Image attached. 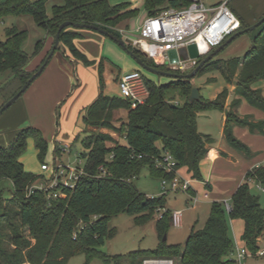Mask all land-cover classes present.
<instances>
[{"label":"trees","instance_id":"1","mask_svg":"<svg viewBox=\"0 0 264 264\" xmlns=\"http://www.w3.org/2000/svg\"><path fill=\"white\" fill-rule=\"evenodd\" d=\"M47 1H0V20L8 16H29L54 41L60 26L66 22L97 26L121 39L117 29H129L127 22L141 12L139 8H133V2L62 0L63 4L54 6L49 17ZM191 1L143 0L142 8L147 17H155L168 8L185 9ZM247 28L249 26L241 22L239 31ZM79 30L66 28L61 33L57 52L67 49L76 63L90 67L95 62H90L74 45L81 38ZM5 35V41L0 40V73H9V77L0 86V94L7 103L47 57L37 70L28 71L31 61L43 50L44 41H39L30 55L23 49L28 40L27 31L12 27L6 30ZM256 42L243 58L213 59L197 74L218 72L228 85H233L238 97L231 104L234 111H225L229 96L227 88L215 101H208L203 96L190 101L194 88L190 80L171 83L185 98L180 105L165 100L166 92L174 90L173 86L157 84L144 77L148 97L143 106L134 109L128 99H104L101 102L98 99L84 116L87 129L81 141L84 152L80 169L83 175L78 186L74 190H63L60 198L48 199L47 194L39 190L30 194L31 188L42 178L28 173L21 158L28 140L32 138L39 158L43 159L47 142L38 129L28 127L18 133L8 146L0 147V264H69L79 255H85V264H91L95 259H101L104 264H144L148 260H170L177 261V264H235L232 257L235 248L227 215L232 220L244 222L243 243L249 252L256 253L258 240L264 233V203L251 193V186L264 190V165L247 172L244 182L232 196L230 212L222 203L212 204L205 226L193 231L184 246H169L162 241L155 251H138L116 257H108L101 251L116 234L110 228L111 219L124 213L134 216L137 225H144L164 210L156 221V230L162 240L167 236L172 214L167 209L166 195L149 198L137 189L134 180L145 167L149 168L153 178L173 179L175 174H169L156 165V160L164 152L174 157L177 170L186 169L193 179H202L200 164L207 157V145L212 144L213 139L198 130L200 112L209 109L224 112L223 133L227 143L233 149L251 155L250 150L234 137L233 128L245 127L252 134L264 135V122L240 118L235 112L240 98L264 112L262 92L252 88L253 84L264 80V29ZM127 47L147 66L170 72L166 66L156 65L139 50L131 49L132 45ZM99 82L103 92V65L99 66ZM119 110H126L128 114L121 127L116 128L113 121ZM100 128L115 131L123 141L95 132Z\"/></svg>","mask_w":264,"mask_h":264},{"label":"rangeland","instance_id":"2","mask_svg":"<svg viewBox=\"0 0 264 264\" xmlns=\"http://www.w3.org/2000/svg\"><path fill=\"white\" fill-rule=\"evenodd\" d=\"M3 1V0H0ZM34 1V0H31ZM141 5V12L143 11V0H136ZM219 0H203L205 5L211 6L212 4L217 3ZM113 3H124V2H131V0H112ZM63 4L62 0H48L47 1V14L49 17L52 16V8L54 6H61ZM142 15V14H141ZM139 24H136L138 27ZM12 27H16L19 30H25L28 33V40L23 46V49L26 53H32L34 51L36 43L44 37L46 32L43 29H40L35 24L34 20L29 16H8L0 20V40L5 41L6 35L5 32L7 29ZM263 27H259L256 30L250 32V34H245L236 39L234 42L229 44L223 52H221L220 56L227 58L228 54H232L230 59H234L236 57H244L245 52H241L240 44L241 42L247 40V42L251 41V47L253 44H256V39L259 37L260 33L263 31ZM80 33L85 36L83 42L87 49L90 51V56L85 55L86 53L89 54V51L84 48L86 58L90 62H95L96 60L92 59L95 57L96 53L100 51V58L102 57L107 61L109 64H112L121 70L124 71H132V67L135 65L137 67V71H140L143 77L149 81L155 82L157 84L163 85H171L175 81V79L163 77L157 74H153L142 67L137 65V62L129 55V53L121 47L119 44L111 40L109 37L93 31H88L86 29H81ZM96 34V36H100L104 38L105 43L102 45L100 49L97 47L98 41L93 40L90 37H87L86 34ZM122 39V37H121ZM229 39H227L228 41ZM85 46V47H86ZM250 47V48H251ZM131 49L135 50V47ZM79 50V49H78ZM132 51V50H130ZM242 53V54H241ZM102 56V57H101ZM215 59V58H214ZM157 65V64H156ZM165 66V65H164ZM87 78L85 87L80 89L77 94H81L84 97H92V92L94 86L99 83L96 78L95 73L97 70L95 69L94 65L90 67H82ZM193 72V71H192ZM192 72L188 73L191 74ZM177 74V73H176ZM76 75V74H75ZM9 73H0V86L8 79ZM80 80V78L76 77ZM191 84L194 88L199 90L200 96H203L208 101H215L217 97L223 92L224 88L229 90V96L226 99L225 103V111H232L231 104L234 101L235 97V90L233 85H228L222 75L218 72L209 73L205 75H197L193 79H190ZM76 84L72 87V91L77 90ZM99 85V84H98ZM175 86V84L171 85ZM264 88V80L258 81L253 84L252 88ZM169 90L165 94V100L169 103L173 104H183L185 98L181 95L179 89ZM193 88V89H194ZM76 97V96H75ZM72 97V98H75ZM70 98L69 100H72ZM22 99V98H21ZM19 99L18 101H20ZM96 99H100V102L104 99H121L120 89L117 84L114 82H109L105 86L103 92L99 91L98 96ZM18 101L5 113L0 116V132H4L9 128H13V125H19L18 122H8L7 117L9 116L12 110H16L15 107ZM97 101V100H95ZM73 102V101H71ZM4 103V104H3ZM95 103V102H94ZM5 100L0 94V110L5 105ZM72 104V103H71ZM97 105V104H96ZM67 105L64 107H58L54 110V115L52 114L51 118V127L50 130L47 132L40 131L42 137L47 142V149L44 152L43 159L39 158V151L36 149L35 142L31 138L27 142V147L25 153L21 158V162L24 165L25 170L28 173H31L37 177L42 178L38 183L37 186L46 187L47 181L51 180L53 177V172L55 171L56 165L59 164L69 167L70 170L82 168L83 161L81 160V154L84 152L82 147L81 141L86 136V129L87 126L84 122V116L80 119L78 126H76V122H72V127L75 126L74 130L71 132H61L60 130H56L58 123L60 122V114L65 111ZM93 107V104L87 106V110ZM87 110L85 113H87ZM58 111V113H57ZM234 111V110H233ZM221 111L216 109H209L199 113L198 118V125L200 127V131H202L205 135H211L213 139L220 142L222 140L221 137V124L220 119L218 120V116ZM65 114V112H64ZM238 115V114H237ZM126 116V112L122 114H115L113 125L116 128H120L121 124ZM217 116V117H216ZM62 117V116H61ZM238 117H240L238 115ZM64 119V117H62ZM243 118V117H240ZM63 121V120H62ZM10 123V124H9ZM12 124V125H11ZM55 126V127H54ZM18 127V126H17ZM37 129V128H36ZM54 131V132H53ZM95 132L102 133L111 136L116 141H123L120 139V136L115 133V131L108 129V128H100L96 129ZM52 133V134H51ZM12 138L14 137L11 134ZM235 137V136H234ZM249 140V144H244L251 152L250 156H247L244 152L238 151L231 147V150L236 154L238 157L244 158V160L252 161H263L264 159V135L255 133L247 136ZM236 138V137H235ZM7 139V138H6ZM6 139L3 137L4 142L1 145H7ZM15 138L11 142L14 141ZM10 142V143H11ZM224 142H226L224 140ZM1 143V141H0ZM112 146V145H110ZM57 150V154H56ZM56 155L60 158H56ZM179 171V170H178ZM177 176L184 180H190L191 186L195 191V199L191 200L189 197L188 192H168L164 193L162 189V180L159 178H153L150 174L149 168L145 167L139 177L134 180V184L137 189L145 194L149 198H158L163 195H166L167 200V209L171 211V214L177 211L183 212V219H182V226L176 227L171 223L170 230L167 234V241H164L160 238L157 230H156V221L158 218L162 216L164 213L163 211L158 212L155 217L147 222L144 225H137L135 222L134 216H130L128 214H120L111 219L109 225L111 229H114L116 234L114 238L108 240L106 244L101 248V251L104 255L108 257H116V256H125L134 252L138 251H155L163 241L169 246L175 245H185L189 236L193 231L202 229L210 215L211 206L213 203L218 202L222 203L228 201L231 204L232 197H229L230 188L225 186L219 185L216 186L213 183L212 188L209 189L202 185L200 181L194 180L192 175L187 172V170H182L181 173L177 172ZM215 178H221L219 176H215ZM230 179V178H229ZM236 179V178H231ZM239 179V177H237ZM216 180V179H215ZM206 181V180H205ZM7 186V185H6ZM216 188V189H215ZM9 189V188H8ZM220 194V196H214L213 194ZM251 193L260 198L261 202L264 203V190L257 187L256 185L251 186ZM209 194L212 198L209 200L205 199V195ZM222 195V196H221ZM190 199V201H189ZM228 217V225L230 229V236L234 242V248L236 249L237 244L235 242V236L238 238L240 247L244 248L245 245L242 240L243 236V223L241 220H232ZM235 234V236H234ZM264 240V233L260 236L259 241L263 242ZM235 251V250H234ZM234 261L235 256L232 255ZM85 255H79L72 258L69 264H85ZM91 264H104L101 259H95ZM173 264H177L173 262ZM244 264H264V257H256V258H249L247 259Z\"/></svg>","mask_w":264,"mask_h":264},{"label":"crops","instance_id":"3","mask_svg":"<svg viewBox=\"0 0 264 264\" xmlns=\"http://www.w3.org/2000/svg\"><path fill=\"white\" fill-rule=\"evenodd\" d=\"M223 1L224 0H219L217 3L212 4L211 6L218 5ZM131 2L134 3L133 8H139V9L141 8V5L136 0H131ZM229 5L236 14V16L239 18L240 22L248 25L249 27L254 26L262 18H264V0H231ZM146 17H147L146 13L142 11L136 18L128 21L127 24L129 25V30H135L136 28H138ZM136 24H139L138 27L136 26ZM80 30L78 32L81 35V38L76 40L74 45L77 50L79 49L78 51L85 54L84 48L87 49V46L83 42H81L83 41V39H85V36H83L80 33ZM86 35L87 37H90L93 40L98 41V43L96 44L98 49H100L102 46L99 45V43L100 44L105 43L104 38H101L100 36H96V34L90 33ZM239 37H237L236 39H238ZM39 41H44V48L41 51V53L38 56H36L27 67V70L30 72H33L40 67L43 60L48 56L50 50L54 45V39L52 37H48L46 34H44V37H42V39H40ZM227 46H225V48ZM239 47H241L240 49L241 52L244 51L246 55V53L250 50L251 41L247 42V40H245L241 42ZM224 49H222L221 52H223ZM215 50H213V52ZM221 52L215 57V60H222V61L230 60L231 56H233L232 54H234V53L228 54V57L225 58L220 56ZM32 53H30V55ZM99 54L100 51L96 53L95 57H92V59L96 60L94 65L95 69L97 70V73H95L96 75L95 79H97L99 82V66L103 65V80L105 86L109 82H114L115 84L118 85L119 80L123 74L132 71H137L136 70L137 67L135 65L132 67V71L121 70L120 68L112 64H109L107 61H105V59L102 56H101L102 58L99 59L101 55ZM85 55L90 56V51L89 54L86 53ZM236 58H242V57H236ZM82 67L85 66L80 63H76L67 49L57 52L53 57V59L48 64V66L46 67L45 71L42 73V75L30 86L27 92L22 96V99L18 101V103L15 106L17 107L15 108L16 110H12L10 112L9 116L7 117L8 122L10 123L18 122L19 125H13V128H9L4 132H0V141H1L0 147L8 146L10 142L13 140V138H15L18 135V133H20L22 130L28 127L37 128L44 133L49 131L51 127L50 122H51L52 114L54 115V110H56L59 106L62 108L65 105H67L66 108L64 109L65 111H63L60 114V122L58 123L56 130H60L61 132L73 131L75 129L74 128L75 126L73 127L71 126L73 124L72 122H74V120L76 119L75 120L76 126H78V123L80 122L82 116L86 115L85 112L87 110L86 109L87 106L90 104L94 105L96 103L95 100H98L96 98L98 96V92L100 91V82H99L93 88L92 97L87 98L82 96L81 94H77L80 89L85 87L87 81V78L85 76ZM76 77L80 78V80L77 79ZM76 84H78L77 87L79 88L77 90L72 91V87H74ZM253 89L260 90L264 96V88L261 89L258 87L255 88L253 87ZM70 98H72V100H69ZM237 98L238 97H235V99ZM121 99L124 98L121 96ZM240 99H241L240 104L237 107V109H235L236 114H238L240 117H249L254 122H264V112L252 107L245 99L243 98ZM123 112H126V116L123 120L125 121L128 114L126 110H119L115 114L117 113L122 114ZM61 116L64 117V119ZM198 118H199V114H198ZM217 118L218 120L220 119V124H221L220 132H221L222 140L218 142L215 139H213L211 135H207L213 139V143L207 145L208 148L207 157L200 164L202 179L197 181H200L202 185H205V187L209 189L212 188L211 184L213 183V181L216 186L219 185L225 186L226 184L227 187L225 188H230L229 197L230 196L232 197L236 192V190L239 188V186L244 182L245 175L247 174V172L256 167L263 166L264 159L263 161H256V160L246 161L244 160V158L236 156V154H234V152L231 150L230 145L227 143L224 137L223 130L226 121L225 113L221 112ZM198 130L201 134L205 135L202 131H200L201 129L199 125H198ZM249 133L250 131L245 127L235 126L233 128V135L237 139H239L240 141L246 144H249L250 139H248L247 137ZM11 134L14 136L13 138ZM3 137L5 139L7 138L6 139V142H8L7 145H1L3 144L2 142H4ZM224 140L226 142H224ZM57 157L58 156L56 155L55 159ZM182 170H186V169H180L178 172L181 173ZM215 176H219L221 178H215ZM237 177H239V179H237ZM231 178H236V179H231ZM188 194L191 200L193 197H195V191L193 190V188L188 192ZM213 195L216 197L220 196L219 193L218 194L214 193ZM210 198L212 197L210 196ZM225 202H223V204ZM242 223L244 230V222L242 221ZM235 242L240 246L239 240L236 236H235ZM263 244L264 241L263 242L261 241L260 245L262 246Z\"/></svg>","mask_w":264,"mask_h":264},{"label":"built area","instance_id":"4","mask_svg":"<svg viewBox=\"0 0 264 264\" xmlns=\"http://www.w3.org/2000/svg\"><path fill=\"white\" fill-rule=\"evenodd\" d=\"M230 2L231 0H224L218 5L207 6L202 0H192L190 6L185 9H165L155 17H146L135 30L117 29V32L123 37V40H131L132 46L153 60L155 64L165 65L171 73L188 74L199 66L202 59L239 32L241 22L231 9ZM189 45L197 46L201 57L199 60L169 64V52H180L187 49ZM201 46L205 47L204 53L200 51ZM118 86L121 96L131 101L132 108L135 109L146 104L148 91L139 71L123 74ZM156 165L169 174H175L171 180H162L161 186L164 193L189 192L192 189L190 180H184L177 176V162L171 154L164 152L156 160ZM82 175L83 170L80 168L70 170L69 167L65 168L61 164L56 165L53 177L47 181V186L35 185L31 188L30 194L39 190L45 192L48 199L60 198L63 195V190H74L78 186ZM209 198V194H206L205 199ZM194 199L195 197L192 198V200ZM224 205L225 209L230 212L231 205L228 202H225ZM182 219V212L172 213L174 226L181 227ZM260 243L258 240L256 253L249 252L245 247L241 248L236 243L235 264H244L249 258L264 257V244L261 246ZM144 264H173V261L148 260Z\"/></svg>","mask_w":264,"mask_h":264},{"label":"water","instance_id":"5","mask_svg":"<svg viewBox=\"0 0 264 264\" xmlns=\"http://www.w3.org/2000/svg\"><path fill=\"white\" fill-rule=\"evenodd\" d=\"M263 24H264V18H262L254 26H251V27L247 28L246 30L239 31L236 34H234L231 38H229V40L224 45H222L217 50L212 52L209 56H207L204 59H202L200 64H199V66L191 74H176V73H171V72L159 71L157 69H154L152 67L147 66L142 61V59H140L137 55H135L132 51H130L128 49L127 45H132V41L131 40L119 39L118 37L108 33L105 30L100 29L97 26L73 24V23H70V22H66V23H64V24H62L60 26V28H59V30L57 32L55 41H54L53 49L48 54L44 64L28 80V82L23 86V88L10 101H8L3 106V108L0 110V116L3 113H5L7 110H9L27 92V90L30 88V86L42 75V73L45 71V69L48 66V64L50 63V61L53 59V57L55 56L57 51L60 49L61 33L66 28L73 27L75 29H88V30L99 32V33L109 37L111 40H113L114 42L119 44L121 47H123L129 53V55L137 62V64L140 67H142L143 69H145V70H147V71H149V72H151L153 74H157V75H160V76H163V77H167V78H171V79H175V80H190V79H193L194 77H196L198 72H199V70L205 64H207L209 61L213 60L221 52V50L225 48V46H227L230 43H232L237 37L242 36V35L247 34V33H250L252 31L256 30L257 28L261 27V25H263ZM168 57H169V64H175V63H178L180 61L183 62V61H188V60H199L201 58L200 54H199V51H198V48H197L196 45H189L187 49L181 50L180 52H176V51L169 52L168 53ZM199 98H200L199 90L194 88L192 90L190 101L198 100ZM164 241L165 242L167 241V236L164 237Z\"/></svg>","mask_w":264,"mask_h":264},{"label":"bare ground","instance_id":"6","mask_svg":"<svg viewBox=\"0 0 264 264\" xmlns=\"http://www.w3.org/2000/svg\"><path fill=\"white\" fill-rule=\"evenodd\" d=\"M200 51H201L202 53H204V52H205V47H204V46H201Z\"/></svg>","mask_w":264,"mask_h":264}]
</instances>
